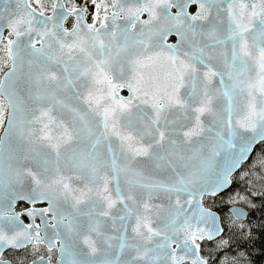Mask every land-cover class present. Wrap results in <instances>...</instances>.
<instances>
[{
  "label": "snow or ice",
  "instance_id": "snow-or-ice-1",
  "mask_svg": "<svg viewBox=\"0 0 264 264\" xmlns=\"http://www.w3.org/2000/svg\"><path fill=\"white\" fill-rule=\"evenodd\" d=\"M257 200L264 0H0V264H249Z\"/></svg>",
  "mask_w": 264,
  "mask_h": 264
},
{
  "label": "trees",
  "instance_id": "trees-1",
  "mask_svg": "<svg viewBox=\"0 0 264 264\" xmlns=\"http://www.w3.org/2000/svg\"><path fill=\"white\" fill-rule=\"evenodd\" d=\"M256 203L257 207L251 210L249 217L254 226L253 238L249 242H241L236 251L244 252L250 264H264V230L258 227L261 223H264V206L261 205L259 200Z\"/></svg>",
  "mask_w": 264,
  "mask_h": 264
},
{
  "label": "bare ground",
  "instance_id": "bare-ground-1",
  "mask_svg": "<svg viewBox=\"0 0 264 264\" xmlns=\"http://www.w3.org/2000/svg\"><path fill=\"white\" fill-rule=\"evenodd\" d=\"M262 258H263V257H262ZM262 258H261V259H262ZM253 260H254V259H253ZM248 261H249V260H248ZM260 262H261V260H260ZM249 263H250V262H249ZM257 263H258V262H257ZM258 264H259V263H258Z\"/></svg>",
  "mask_w": 264,
  "mask_h": 264
},
{
  "label": "rangeland",
  "instance_id": "rangeland-1",
  "mask_svg": "<svg viewBox=\"0 0 264 264\" xmlns=\"http://www.w3.org/2000/svg\"><path fill=\"white\" fill-rule=\"evenodd\" d=\"M250 264V263H249Z\"/></svg>",
  "mask_w": 264,
  "mask_h": 264
}]
</instances>
